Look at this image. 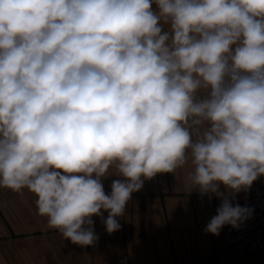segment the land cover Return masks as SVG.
<instances>
[{
    "label": "clouds",
    "instance_id": "obj_1",
    "mask_svg": "<svg viewBox=\"0 0 264 264\" xmlns=\"http://www.w3.org/2000/svg\"><path fill=\"white\" fill-rule=\"evenodd\" d=\"M186 165L221 200L205 232L251 217L220 188L264 176V0H0V188L94 246L93 216L120 230L145 180Z\"/></svg>",
    "mask_w": 264,
    "mask_h": 264
},
{
    "label": "crops",
    "instance_id": "obj_2",
    "mask_svg": "<svg viewBox=\"0 0 264 264\" xmlns=\"http://www.w3.org/2000/svg\"><path fill=\"white\" fill-rule=\"evenodd\" d=\"M153 9L158 10L155 3ZM191 165L174 174L145 180L132 194L120 230L109 234L101 217L93 216L99 237L94 246L65 240L37 214L34 194L0 188V264H264V251L249 252L242 244L226 245L219 235L205 232L217 215L221 200L191 191ZM109 174H114L110 169ZM115 175L102 179L106 194ZM254 183L264 184V176ZM233 205L243 202L247 190L229 193ZM108 213L103 212V219Z\"/></svg>",
    "mask_w": 264,
    "mask_h": 264
},
{
    "label": "built area",
    "instance_id": "obj_3",
    "mask_svg": "<svg viewBox=\"0 0 264 264\" xmlns=\"http://www.w3.org/2000/svg\"><path fill=\"white\" fill-rule=\"evenodd\" d=\"M239 205L254 211L251 217L241 223L238 228L225 225L221 229L224 243L226 245L242 244L249 252L264 251V184H252L247 189L246 199Z\"/></svg>",
    "mask_w": 264,
    "mask_h": 264
}]
</instances>
